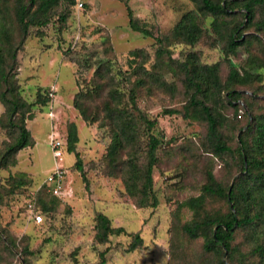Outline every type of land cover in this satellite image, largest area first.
Returning a JSON list of instances; mask_svg holds the SVG:
<instances>
[{
	"label": "rangeland",
	"instance_id": "obj_1",
	"mask_svg": "<svg viewBox=\"0 0 264 264\" xmlns=\"http://www.w3.org/2000/svg\"><path fill=\"white\" fill-rule=\"evenodd\" d=\"M242 1L232 13L219 18L203 16L193 0L127 3L141 24L154 36L166 39L171 59L184 61L190 52H195L203 64L218 62L224 81L230 69L225 60L226 40L233 27L245 21ZM14 7L15 0H0V32H7L0 41L7 50L21 39ZM64 14L66 20L62 21ZM189 15L202 28L194 45L174 34L175 25ZM262 17L264 6L254 21ZM48 18L45 26L30 28L16 53L14 72L21 96L33 103L25 126L34 145L19 150L14 164L0 167V264H100L101 259V264H264V220L237 228L232 250L224 253L220 249L219 253L205 251L203 237L191 239L182 230V225L196 214L228 213L230 204L223 198L207 197L199 210L187 205V201L200 194L207 168L225 188L242 174L237 150L239 134L243 132L251 144L252 117L264 115V33L256 31L254 25L241 24L239 33L247 42L228 55L241 73L246 69L258 74L245 85L233 86L243 93L240 104L244 113L237 118L233 107L226 104L220 130L235 153L215 157L207 151L205 121L195 119L194 111L183 116L188 91L177 63L171 62L168 54L157 58L155 38L130 29L124 0H75L73 5L60 2ZM215 22L216 29L212 27ZM137 49L142 54L133 56L131 51ZM4 57L7 64L11 62L7 51ZM170 64L175 70L168 67ZM141 66L170 86H159ZM140 80L142 84L137 83ZM88 88L101 95L89 102L91 115L103 109L108 92L114 91L120 106L136 117L132 144L120 152L119 162H111L106 156L111 131L104 112L88 124L73 106L79 89ZM131 90L139 111L157 121L150 130H145L131 107ZM45 94L49 100L45 104L38 102ZM172 109L180 113L164 114L163 110ZM4 110L0 102V154L17 134L7 125ZM70 123L75 124L78 139L74 151L67 150ZM151 133L160 144L151 192L145 193L142 178H134L132 173L141 170L147 161ZM52 136L63 143L60 159L53 156ZM76 153L83 174L75 166ZM254 154L257 158L264 156ZM128 161H134L136 166L132 168ZM56 164L63 170L58 193L52 189L54 183L47 181ZM129 175L132 177L127 178ZM13 177H21L24 183L16 186ZM253 196L250 203L257 205L259 194L253 192ZM154 199L156 203L151 206ZM29 203L42 215L41 222L31 217ZM97 212L107 215L111 226H122L124 231L109 236L106 243H98L94 239ZM135 232L142 244L129 251V234ZM257 245L262 246V251L255 250Z\"/></svg>",
	"mask_w": 264,
	"mask_h": 264
},
{
	"label": "trees",
	"instance_id": "obj_2",
	"mask_svg": "<svg viewBox=\"0 0 264 264\" xmlns=\"http://www.w3.org/2000/svg\"><path fill=\"white\" fill-rule=\"evenodd\" d=\"M193 1L203 16L210 15L216 18L229 15L239 3V0ZM60 2L73 5L75 0H15V19L21 32V39L16 46L11 45L12 47H8V50L0 41V102L5 107L4 116L7 125L17 131L14 141L7 144L0 154V167L14 164L16 162L15 155L19 150L34 145V140L25 126V120L31 117L30 111L33 103L26 101L21 96L17 84L16 73L14 72L17 66L16 53L26 39L30 28L45 26L50 20L48 17L51 9ZM124 4L130 29L140 32L144 36L154 37L158 45L156 57L163 58L164 55L168 54V59L171 60V62H176L177 68L181 70L183 82L188 91V98L183 106V116L187 117L188 114H191V111H194L195 114L192 116L195 119L201 118L205 121V143L207 151L212 153L215 157L225 153H235L234 149L227 144L220 130L225 119L222 110L227 104L233 107L234 114L237 118L242 117L244 112L242 104H240V98L243 93L233 86L249 83L252 76H257L258 73H253L246 69L241 73L237 67L232 65L228 55L230 53H235L238 46L247 42V40L241 39L242 34L239 33L241 24L246 25V27L254 25L256 31L264 33V17L254 21L256 13L264 6V0H243L241 2L245 21L233 27L226 40L225 60L230 65V69L224 81L221 80L219 75V63L203 64L199 61L198 55L195 52H190L184 61L171 59L169 56V49L166 47V39L164 37L154 36L149 28L145 27L133 16V12L127 0H124ZM60 18L62 21H65L66 15H61ZM217 24V22L213 23L212 27L216 29ZM4 30H1L0 37L2 34L4 35L7 33L6 30ZM201 32L202 28L198 20L190 15L185 17V19L182 18L174 27V34L181 36L190 45H194L198 41ZM254 37L258 39L257 35ZM6 51L11 60L8 64L4 57ZM131 54L133 56L136 54L140 56L142 51L140 49L133 50ZM133 60H135L134 57L131 61ZM145 61L146 60L143 59L142 63H145ZM168 67L175 70L172 64L168 65ZM141 68L143 69V66H141ZM143 70L149 77H154L159 86H170L164 80H159V76H154L147 70ZM137 83L142 84L143 81L140 80ZM101 87L102 86H99V88ZM92 89L93 88L79 89L73 98V106L78 110L82 119L88 124L97 121L99 114L104 112V118L107 120V125L110 127L111 131V141L107 147L106 156L111 162H119L120 152L132 144L133 135L131 132H134V125L137 123L136 117L133 112L129 113L128 108L120 106V99L115 95L114 91L108 92L107 98L109 99L103 102V109H96L94 112L95 114L91 115L88 111L90 106L89 102L101 96L93 92ZM223 91L226 93H223ZM37 100L45 104L49 98L47 94H45ZM129 100L132 103L131 107L137 112L136 116L139 122L145 125V130L153 128L157 121L148 118L139 111L133 90L129 92ZM163 111L164 114L180 113L177 109ZM251 123V130H253L254 133L251 144L247 143L243 132L239 134L237 141L239 143L237 150L240 156V170L242 174L238 176L237 180L234 179L235 181L231 186L225 188L224 185L216 179L213 170L207 168L205 171L206 180L201 185L200 194L187 201V205L196 210H199L203 206L207 197L223 198L230 204L227 214L219 215L211 213L204 214L203 216H198V214H196L190 221L182 225L183 232L189 238L195 239L203 237V247L205 251L217 252V250L220 249L221 253L225 251L230 252L232 250L231 241L234 239V231L237 228L251 226L258 221L264 220V156L261 155V158H257L254 154L264 153V115L252 117ZM77 140L76 126L74 123H70L67 135L68 151H74V144ZM159 144V138L151 133L147 143V161L141 170L137 172L133 170L132 173L134 178H142V190L145 193L151 192L153 185L152 170L157 161L156 151ZM76 158L75 166L83 174L81 161L77 153ZM127 163L132 168L136 166L134 161H128ZM253 170L257 172L253 173ZM113 174L114 173H111V175ZM131 177L130 175L127 176V178ZM82 178L86 183L87 181L84 175ZM13 182L16 186L24 183L21 177H13ZM253 192L259 194L256 200L257 205H251L250 203L254 198ZM155 203L156 201L154 199L151 206H154ZM95 220L96 233L94 239L98 243H106L109 240V236L120 235L124 231L122 226H111L110 219L102 212L96 213ZM129 235L131 236V241L128 244L127 250L131 251L142 244V238L138 232ZM255 250L257 252L262 251V246L257 245ZM260 254L262 256V252ZM100 256L102 258L103 253H101ZM232 257L233 255H230V258ZM103 262L104 259H101L100 264Z\"/></svg>",
	"mask_w": 264,
	"mask_h": 264
},
{
	"label": "built area",
	"instance_id": "obj_3",
	"mask_svg": "<svg viewBox=\"0 0 264 264\" xmlns=\"http://www.w3.org/2000/svg\"><path fill=\"white\" fill-rule=\"evenodd\" d=\"M82 5V4H80ZM50 95H53V93H50ZM62 141L59 138H56L55 136H52L50 139V146L52 148L53 156L56 159H60L62 156ZM63 170L60 164H56L55 168L52 170L51 174L47 177V181L53 182L54 185L52 187L54 193H58L60 191V182L62 179ZM28 211L30 212L31 217L35 219V222L39 223L42 221V215L37 213L34 209V206L29 203L28 204Z\"/></svg>",
	"mask_w": 264,
	"mask_h": 264
},
{
	"label": "water",
	"instance_id": "obj_4",
	"mask_svg": "<svg viewBox=\"0 0 264 264\" xmlns=\"http://www.w3.org/2000/svg\"><path fill=\"white\" fill-rule=\"evenodd\" d=\"M245 160V159H244Z\"/></svg>",
	"mask_w": 264,
	"mask_h": 264
}]
</instances>
